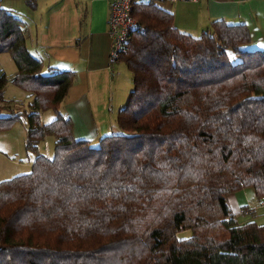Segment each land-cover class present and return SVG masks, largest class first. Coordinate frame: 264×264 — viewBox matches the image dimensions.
<instances>
[{
    "label": "trees",
    "instance_id": "trees-1",
    "mask_svg": "<svg viewBox=\"0 0 264 264\" xmlns=\"http://www.w3.org/2000/svg\"><path fill=\"white\" fill-rule=\"evenodd\" d=\"M10 11L0 7V55L17 71L0 73V132L24 119L35 159L0 182V264H264V225H240L228 200L253 188L264 203V49L245 23L194 37L156 0H134L137 26L117 59L132 88L119 133L94 142L75 139L62 110L77 73L34 56ZM9 84L29 110H13ZM48 139L50 158L39 150Z\"/></svg>",
    "mask_w": 264,
    "mask_h": 264
},
{
    "label": "crops",
    "instance_id": "crops-1",
    "mask_svg": "<svg viewBox=\"0 0 264 264\" xmlns=\"http://www.w3.org/2000/svg\"><path fill=\"white\" fill-rule=\"evenodd\" d=\"M110 1L35 0L34 7L28 6L32 13L26 23L33 49L40 54L37 57L57 70L77 73L62 110L73 121L78 140L97 141L118 133L110 109L120 69V62L109 63ZM163 7L172 11L177 29L194 37L218 20L245 23L251 48L264 49V0H198ZM228 200L240 225H264L260 222L264 203L257 202L253 188L232 194Z\"/></svg>",
    "mask_w": 264,
    "mask_h": 264
},
{
    "label": "rangeland",
    "instance_id": "rangeland-1",
    "mask_svg": "<svg viewBox=\"0 0 264 264\" xmlns=\"http://www.w3.org/2000/svg\"><path fill=\"white\" fill-rule=\"evenodd\" d=\"M141 1H149V0H138ZM156 2L161 6L169 7L172 4H169L166 0H156ZM167 3V4H165ZM28 3L26 0H0V7L10 9L13 13L17 14L21 19L28 22V15L32 13V11L28 8ZM10 11V13H11ZM230 24V23H228ZM202 34V32H201ZM200 36V35H199ZM198 36V37H199ZM30 38L27 41V45L29 50L34 56L40 55L39 52H35L33 49V40ZM47 65V62H44ZM120 69L118 70L119 77L117 80V84L113 85V90H111L112 101L110 104V109L112 111V117L116 121L118 117V112L120 107L126 105V102L129 97L130 90L132 88V78L131 73L126 69L125 64H118ZM17 68L15 62L13 61L10 54H1L0 55V73H6L8 75H13L16 73ZM77 82V81H76ZM28 94L18 87H15L12 84H9L6 87V95L5 98L8 99H16L15 104H12L13 110H29V103L32 102V98L27 97ZM23 105H21V104ZM7 106V105H5ZM24 107V108H23ZM124 107V106H123ZM10 111H2L1 115H8ZM55 119V114L53 111H47L42 113V121L44 123H49ZM73 122V121H72ZM119 133V132H118ZM117 134V133H115ZM27 139V125L25 120H21L16 123L9 131H1L0 132V182L4 180L11 179L15 176L27 174L30 172L32 163L35 159V154L30 153L26 150L25 143ZM52 139V138H51ZM48 139L51 152L53 149V141ZM96 142V141H94ZM40 153L45 152L44 145L40 147ZM264 212V210H263ZM264 215L261 216L263 218ZM261 223H264V220H260ZM192 236L191 231L180 232L178 237L180 239H186Z\"/></svg>",
    "mask_w": 264,
    "mask_h": 264
},
{
    "label": "built area",
    "instance_id": "built-area-1",
    "mask_svg": "<svg viewBox=\"0 0 264 264\" xmlns=\"http://www.w3.org/2000/svg\"><path fill=\"white\" fill-rule=\"evenodd\" d=\"M134 0H111L110 9V29L109 35L111 38L109 63L113 66L122 51L126 48L129 33L136 28L137 21L132 16ZM170 4H176L178 2H197L198 0H166ZM45 156L51 157L50 143L46 141L44 143Z\"/></svg>",
    "mask_w": 264,
    "mask_h": 264
}]
</instances>
